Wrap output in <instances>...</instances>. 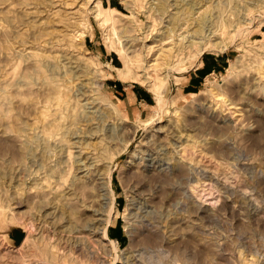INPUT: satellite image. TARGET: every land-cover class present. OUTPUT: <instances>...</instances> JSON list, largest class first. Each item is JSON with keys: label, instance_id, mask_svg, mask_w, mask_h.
<instances>
[{"label": "rangeland", "instance_id": "obj_1", "mask_svg": "<svg viewBox=\"0 0 264 264\" xmlns=\"http://www.w3.org/2000/svg\"><path fill=\"white\" fill-rule=\"evenodd\" d=\"M98 1L106 21L91 10ZM166 1L168 8L160 15L151 9L158 8L159 0H0V230L13 223L23 227L29 237L27 245L18 250L20 246L9 247L0 233V264H46L48 248L54 242L58 254H67L73 264H111L115 254L103 246L100 235L66 231L67 214L62 213L61 205H78L79 195L82 199L87 194V201L93 204V208L85 205L88 211L76 209L83 226L98 227L96 219L104 218L94 215V209L98 214L107 212L99 185L95 184V190L93 176L83 165L94 159L97 151L107 150L104 165L99 164L113 165L111 187L119 210L107 235L116 241L120 253L130 241L126 226L132 169L142 168L150 159L176 161L181 146L190 147L188 155L195 158L183 173L192 174L193 182L182 184V179L175 183L176 189L171 185L167 190L159 188L160 200L156 199L161 216L159 213L156 227L144 230L135 225L131 230L135 243L130 252L142 259L116 264H264V73L260 71L264 0L227 6L224 16L230 23L211 38L215 50H206L201 56L196 49L205 31L184 23L181 6L176 5L181 0ZM176 15L179 25L171 21ZM44 29L49 34L32 45L36 33ZM168 31L189 33L188 38L193 36L192 41L197 42L175 46L170 59L174 68L166 74L165 65L148 66L174 47V37ZM127 47L139 55L140 62L132 68L125 63L123 49ZM138 91L147 96L144 102L138 100ZM59 93L67 105L58 107L54 102ZM134 97L141 106L132 103ZM124 99L131 102L128 114L120 106ZM103 114L104 121L94 118ZM54 120L58 127H51ZM73 129L88 134H80L81 140L70 138L67 135ZM64 137L70 138L69 143L91 141L97 151L88 155L83 151L82 168L74 165L68 169L69 164H60L65 156L59 150ZM57 163L63 168L51 173ZM184 189L190 190L196 203L207 201L200 203L210 212L195 211L183 197ZM171 194L176 198L169 197ZM77 241L85 243L89 251L78 250ZM147 248H154L150 258Z\"/></svg>", "mask_w": 264, "mask_h": 264}, {"label": "bare ground", "instance_id": "obj_2", "mask_svg": "<svg viewBox=\"0 0 264 264\" xmlns=\"http://www.w3.org/2000/svg\"><path fill=\"white\" fill-rule=\"evenodd\" d=\"M151 1V0H150ZM160 2L158 3V8L156 7V8H154V7H151V9H155L156 11H158V13L160 14V15H162V14H164V12L166 11V9L168 8V6H167V1L166 0H159ZM240 1H243V0H181V1H179L180 3H177L176 5L177 6H181V7H179V8H181V11H180V14L181 15H183V18L182 19H185L184 20V23H193L195 26H197V28H199V31H202L203 32V30L205 31L204 32V34H203V36H199L200 38H201V40L199 39V38H196V39H198V40H200L201 41V43H200V41H198V44H197V47H198V49H196L197 51H196V53H197V55L198 56H201L202 55V53L204 52V51H206V50H212V49H214V47H213V45H212V43L210 42L211 41V38L212 37H214V36H218L221 32H220V30L223 28V27H225V26H227L226 24L228 23H230V22H228L226 19H225V16H224V13H225V11H226V8H227V6H230L231 5V3H233V4H236L237 6H238V3H240ZM256 1H259V2H262V1H260V0H256ZM153 3V2H152ZM242 3H244V2H242ZM98 4H99V1L98 2H96V4H94L92 7H91V10H93L94 11V13L96 14L95 16L97 17V18H100V19H102L103 21H106V19L104 18V15H102V13H100V9H99V6H98ZM246 4V3H245ZM235 5V6H236ZM256 5V4H255ZM232 6H234V5H232ZM247 6H245V8L244 9H246V10H249V8H246ZM248 7H251V6H248ZM238 8V7H237ZM258 8V7H257ZM131 10V9H130ZM214 10H217L216 11V14H215V16H213V11ZM161 12H163V13H161ZM189 12V14L186 16V14ZM247 15V14H246ZM123 16H125V15H123ZM149 16V15H148ZM159 18H161V16H158ZM172 17V19H171V21H172V23L174 24V25H179V17H177V15L176 16H171ZM105 19V20H104ZM215 19H216V21H215ZM164 20V19H163ZM160 21H162V19H160ZM114 22H116V21H114ZM52 23V22H51ZM50 23V24H51ZM41 28V27H40ZM51 28V27H50ZM182 28V25L178 28V29H181ZM46 29V28H45ZM42 30V31H39L38 33H36V35L34 36L35 37V39H34V42L32 43V45H35V43H37L38 42V40H40V39H42V38H44L46 35H48L49 33L48 32H46V30ZM196 31V30H195ZM199 31H198V33H199ZM129 31H127L126 30V33H128ZM197 32V31H196ZM195 32V33H196ZM34 33V34H35ZM125 33V32H124ZM201 33V32H200ZM168 34L170 35V36H173L174 37V39L172 40V42H171V44L174 46V47H170V48H168L167 50H165V51H163L160 55H159V57L157 58V59H155V61H154V63L152 62L151 63V65H149L148 66V68H151V69H155L156 67H158V66H162V65H165L166 66V74L168 73V72H170L171 70H173V68H174V64L172 65L170 62V59H172V57H173V54H174V52H175V50H177L176 48H175V46H177V45H179V47L182 45V44H184V47H185V44H187L188 43V45H190V44H192L193 42H197V40L196 41H192L193 39V36H191V38L189 37L188 38V34L189 33H187V34H185V35H181V34H176V33H174V34H172L171 33V31H168ZM190 34H192V31H191V33ZM194 35V34H193ZM201 35V34H200ZM130 36V35H129ZM129 36H125V38L127 39V38H129ZM197 36V35H196ZM23 40V39H22ZM24 41V40H23ZM213 42V41H212ZM214 43V42H213ZM31 45V46H32ZM218 45V44H217ZM124 46V45H123ZM190 47H192V46H190ZM213 47V48H212ZM196 48V47H195ZM216 48V47H215ZM129 49L130 48H126L125 50L123 49V54H124V56H125V59H126V61H125V63H126V67H128V68H132L133 66H136L137 65V63L138 62H140V60H138L137 58H139V55H138V53H136L135 52V50L133 49V50H131V51H129ZM179 49V48H178ZM215 50V49H214ZM218 50V49H217ZM221 50V49H220ZM130 53H132V54H134V55H132V56H129V54ZM178 54V53H177ZM234 66H235V63L231 66V68H234ZM49 67H51V66H49ZM53 68V67H52ZM79 68V67H78ZM51 69V68H50ZM165 69V68H164ZM2 71V70H1ZM260 71L262 72V74L264 73V60H262L261 61V67H260ZM49 72H51V71H49ZM52 73H54V71H52ZM145 74V73H144ZM212 91V90H211ZM75 92V91H74ZM81 92V91H80ZM81 94V93H80ZM74 95V94H73ZM77 96V95H76ZM95 96V95H94ZM93 96V97H94ZM87 97V96H86ZM75 98V97H74ZM60 99H62L61 100V102H60ZM68 99V98H67ZM90 99V98H89ZM55 100H56V104H57V106L58 107H60L62 104H65V105H67V101H66V99H65V97L64 96H61V94L59 93V94H57V95H55L54 96V102H55ZM84 100V99H83ZM91 100V99H90ZM157 101L158 102H160V99L159 98H157ZM82 102V101H81ZM80 102V103H81ZM83 103V102H82ZM81 103V104H82ZM92 103H94V100L92 101ZM76 104H78V103H76ZM55 105V104H54ZM79 105V104H78ZM84 105V104H83ZM63 106V105H62ZM88 106V105H87ZM79 107H81V106H79ZM90 107V106H89ZM93 108V107H92ZM74 109V108H73ZM77 109H78V107H77ZM86 109V108H85ZM89 109V108H88ZM82 110V109H81ZM91 110V109H90ZM118 111V109L116 108V109H114V111ZM63 111V110H62ZM70 111V110H69ZM78 111V110H77ZM94 111V113H95V110H93ZM97 111V110H96ZM98 112V111H97ZM63 113V112H62ZM62 113H61V115H62ZM86 113H88V112H86ZM90 113V112H89ZM89 113H88V115H89ZM99 113V112H98ZM42 114V116H43V118L44 117H46V114L45 113H41ZM50 114V113H49ZM66 115V114H65ZM78 115H79V112H78ZM63 116V115H62ZM95 117V119H99V120H102V121H104L105 120V118L104 117H102V116H104V114L103 115H94ZM76 117V116H75ZM74 117V118H75ZM84 117V116H83ZM88 118H91V117H88ZM88 118H86V120L88 119ZM229 118V117H228ZM232 118V117H231ZM65 120V119H64ZM63 120V121H64ZM99 120H98V122H99ZM229 120V119H228ZM78 121V120H77ZM77 121H76V124H77ZM226 121V120H225ZM231 121H233L234 122V120H231ZM37 122H39V123H41L42 121H40V120H38L37 119ZM69 123H70V121H68ZM67 122V123H68ZM93 122V121H92ZM82 124H83V122H81ZM60 124V123H59ZM79 124H80V121H79ZM225 124V123H224ZM78 125V124H77ZM85 126V125H84ZM91 126H93V125H91ZM221 126V125H220ZM51 127H58V124H57V122H56V120H54L53 121V123L51 124ZM63 126H61V128H62ZM65 127V126H64ZM68 127V126H67ZM73 127V126H72ZM87 127H89V126H87ZM94 127V126H93ZM100 127H101V125H100ZM99 127V128H100ZM69 128V127H68ZM76 128V127H75ZM79 127H77V129H78ZM67 129V128H66ZM66 129H64L65 131H66ZM33 130V129H32ZM72 130V129H71ZM70 130V133H68V137H70V138H74V137H77V138H79L80 140H81V138L82 137H80V134H83V132L84 133H86L84 130H83V132H82V129H81V131L80 132H77V130H76V132H75V130L73 129V133H71L72 131ZM90 130V129H89ZM92 130V129H91ZM101 130V129H100ZM79 131V130H78ZM39 132H40V130H39ZM43 133V132H42ZM38 134H40V133H38ZM64 134V133H63ZM86 134H88V133H86ZM37 135V134H36ZM42 135H44V134H42ZM92 135V134H91ZM38 136V135H37ZM48 136V135H47ZM46 136V137H47ZM54 137V135H49L48 136V138H50V137ZM36 137V136H35ZM33 138V137H32ZM41 138V137H40ZM44 138V137H43ZM47 138V139H48ZM65 138V137H64ZM70 138H69V140H66V138L64 139V140H66L65 141V144L62 146L63 148L62 149H60L59 148V150H62L64 153H65V156H64V161H61L60 162V164H65V163H67V164H69V166H68V169H70L72 166H74V165H76L78 168H82V165H81V162H82V158H80V156L82 155V152L83 151H85V153H86V155H88L90 152H96L97 151V148H96V145L95 144H93L91 141H89V142H84V143H81V142H79L78 140H77V142L76 143H69L70 142ZM86 138V137H85ZM36 139V138H35ZM92 139V138H91ZM45 140H46V138H45ZM74 140V139H73ZM36 141H37V139H36ZM98 142V141H97ZM41 143H42V141H41ZM100 144V143H99ZM98 144V145H99ZM37 145V144H36ZM39 146H41V145H39ZM102 146H104V145H102ZM31 147V146H30ZM34 147H35V145H34ZM42 147H43V145H42ZM54 147H55V145H54ZM58 147V146H57ZM161 147V146H160ZM177 147V146H176ZM43 148H45L46 149V146L45 147H43ZM56 148V147H55ZM73 148H77V151L75 152V153H73L72 152V149ZM104 148V147H103ZM106 148V147H105ZM148 148V147H147ZM162 148V147H161ZM160 148V149H161ZM28 149V148H27ZM35 149V148H34ZM34 149H33V151H34ZM176 149V148H175ZM30 150H32V149H30ZM50 150H52V149H50ZM190 150V147H188V146H181L180 147V149L177 151V153H178V155L177 156H179V159H177L176 161H172V162H170V161H168V159L166 160V161H161V160H156V159H158V158H156V159H150V160H148L147 161V163H145V165L142 167V168H140V167H138V166H135L133 169H132V171H131V173H130V178H131V181H132V183H133V185L131 186V189L129 190V194H127V196H128V207H129V209H130V212H129V216H128V219H127V225L128 226H126V231H127V234L129 235V237H130V241H129V244L127 245V247L126 248H124L123 250H120V253H118L117 252V245H116V241H114V240H111L109 237H108V235H107V229H108V227L110 226V224H111V220H112V218H114L115 216H117L118 214H119V210H118V208H117V205H116V194L114 193V190L112 189V187H111V175H112V170H113V165L112 164H108L107 162H106V164H108L107 166H104L103 167V165H104V163L105 162H103L104 160H105V155L107 154V150H102V151H97V153H95V155H96V157L94 158V159H89L88 160V163H87V165H83V167L85 166V167H87V171L88 172H90L91 174H92V176H93V180H92V182H94V189L96 188L97 189V187H98V190H100V191H102V195H100L99 197H101L102 196V206H103V208H107V212H106V214H102V213H99L98 214V211L97 210H95L94 209V215L96 214L97 216H100V217H104L103 219L102 218H99V219H96L97 220V224H98V227L96 226H83L82 225V220H81V217L80 216H77V214H78V211L76 210L77 208H79V207H81V208H83V209H86V211H88V208H90V207H92L93 208V204H92V202L90 201H87V200H89V196L87 195V194H84L83 196H82V199H81V197H80V195H79V204L77 205V204H69V205H67V204H62L61 206V209H62V213L63 214H67V216H66V222H67V232H70V233H74V234H78V235H81V234H84V233H86V232H95V233H97L98 235H100V242L103 244V246H105V248L109 251V252H112L113 253V255H114V257H113V260H112V262H111V264H116L117 262H139V260L140 259H142L141 258V256L142 255H140L139 257H140V259H139V257L138 256H136V255H133L134 253H132V251L130 252V248H131V246H133L134 245V240L135 239H133L132 238V233H131V230L133 229L132 227L133 226H135V225H137V226H141V228L142 229H144V230H147V229H154L155 227H156V220L158 219V215H159V213H160V216H161V212H159V206H161V205H159L160 204V202H157V199L156 198H158L157 197V192H158V190H159V188L160 189H163V188H166V186L167 185H171V187H173V188H171V189H176V186L178 185V184H175L176 182L177 183H180L181 181H182V179H184V183L183 182H181L182 184H189L191 181L193 182V177H191L192 176V174H183L184 173V171L186 170L185 168H186V166H188V165H190L191 163H195V158H194V156H190V155H188V151ZM222 150V149H221ZM28 151V153H30L29 152V150H27ZM220 151V150H219ZM32 152V151H31ZM58 152V151H57ZM149 152V151H148ZM33 153V152H32ZM222 153V152H221ZM34 154V153H33ZM33 154H30V155H33ZM53 154V153H52ZM147 155V154H146ZM156 155V154H155ZM29 156V155H28ZM151 156V155H150ZM176 156V157H177ZM31 157V156H30ZM84 158V157H83ZM150 158V157H149ZM148 158V159H149ZM86 159H87V157H86ZM164 159V158H163ZM85 161V160H84ZM100 162H103V165H101V164H99ZM196 163H198V162H196ZM60 164L59 163H57L55 166H54V168H52L53 170H52V172L51 173H55V172H57L58 170H61L63 167H61L60 166ZM85 164V163H84ZM140 165V164H139ZM193 166H195V165H193ZM197 166V165H196ZM198 166H200V165H198ZM207 167V166H206ZM195 168V167H194ZM199 168V167H198ZM101 169H103L105 172L104 173H101ZM66 171H67V169H66ZM202 171H203V169H202ZM65 172V171H64ZM190 172V171H189ZM196 172V171H195ZM194 172V173H195ZM205 172H206V170H205ZM219 172V171H218ZM197 173H198V171H197ZM202 173V172H201ZM207 173V172H206ZM196 174V173H195ZM208 174V173H207ZM211 174V173H210ZM206 176H208V175H206ZM211 176H212V174H211ZM65 177V176H64ZM205 178H207V177H205ZM213 178H214V176H213ZM218 179V178H217ZM178 180H179V182H178ZM203 179H201V181H202ZM206 181H209L208 179L206 180ZM213 181V180H212ZM211 181V182H212ZM225 181H226V178H225ZM191 182V183H192ZM205 182V181H204ZM206 183V182H205ZM218 183V182H217ZM225 183V182H224ZM223 183V184H224ZM93 184V183H92ZM95 184H96V186L97 185H99V186H97V187H95ZM204 184V183H203ZM222 184V185H223ZM226 184L229 186V180L226 182ZM86 186H83V188L84 189H86V188H88L89 186H90V183H88V184H85ZM176 185V186H175ZM232 185V184H231ZM181 186V185H180ZM206 186V185H205ZM208 187H209V184L207 185ZM212 186H213V184H212ZM211 186V187H212ZM215 186V185H214ZM213 186V187H214ZM233 186V185H232ZM231 186V187H232ZM216 187V186H215ZM220 187H221V185H220ZM223 187V186H222ZM221 187V188H222ZM240 187V186H239ZM81 189L80 191H81V195L83 194V192L82 191H84V189ZM170 188V187H169ZM179 188V187H178ZM186 188H187V186H186ZM221 188H219V190L221 189ZM225 188V187H224ZM223 188V189H224ZM230 188V187H229ZM229 188H227V189H229ZM245 188V187H244ZM247 188V187H246ZM95 189V190H96ZM129 189V188H128ZM170 189V190H171ZM208 189V188H207ZM214 189V188H213ZM164 190V189H163ZM166 190H167V188H166ZM169 190V189H168ZM181 190V189H180ZM225 190V189H224ZM243 190L244 189H242L241 191L243 192ZM191 191H195V190H192V187H191ZM209 191H211L210 190V188H209ZM213 191H215V190H213ZM222 191V190H221ZM231 191H232V188H231V190H229V194H231ZM248 191H249V188H248ZM161 192H162V190H161ZM184 194H183V192H182V194H183V197H185L186 196V198L189 200V201H191V206H193L194 208H195V211H201V212H203V213H208V212H210V209L208 208V206L206 207L205 205H203L202 203H200V201L201 202H207V201H205L204 199L203 200H200L199 202H197L196 203V201H195V197H194V195L190 192V190H189V193H188V190H185L184 189ZM218 192V191H217ZM224 192V191H223ZM227 192V191H226ZM225 192V193H226ZM236 192V191H235ZM234 192V194H236ZM162 193H164V192H162ZM166 193V192H165ZM168 193H170V192H168ZM168 193H166V194H168ZM216 193V192H215ZM215 193H214V197L216 196L215 195ZM224 193V196L226 195ZM99 194V193H98ZM159 194V193H158ZM165 194V195H166ZM176 194V193H175ZM181 194V195H182ZM207 194H209V192L207 193ZM211 194V193H210ZM223 194V193H222ZM228 194V193H227ZM163 195V194H162ZM161 195V197H166L165 195L164 196H162ZM173 194H171V195H169V197H171ZM212 195V194H211ZM220 195H221V193H220ZM244 195H245V193H244ZM160 196V195H159ZM174 196V195H173ZM177 196V195H176ZM176 196H174L175 198H176ZM213 196V195H212ZM222 196V195H221ZM182 197V196H181ZM207 197H210V195L209 196H207ZM226 197V196H225ZM224 197V198H225ZM227 197H229V195L227 196ZM96 198H98V197H96ZM160 198V197H159ZM158 198V199H159ZM168 198V197H167ZM166 198V199H167ZM179 198H180V196H179ZM198 198V197H197ZM196 198V199H197ZM217 198H218V196H217ZM162 199V198H161ZM165 199V200H166ZM170 199V198H169ZM213 199H215V198H213ZM212 199V200H213ZM227 199V198H226ZM225 199V200H226ZM160 200V199H159ZM162 200H164V199H162ZM173 200H175V199H173ZM186 200V199H185ZM216 200H218V199H215L214 200V202L216 203ZM220 201V200H219ZM187 202V201H186ZM211 202V201H210ZM209 201H208V203H210ZM230 202V201H229ZM159 203V204H158ZM190 203V202H189ZM212 203V202H211ZM214 203V204H215ZM217 203H218V201H217ZM216 203V204H217ZM206 204V203H205ZM227 204V203H226ZM230 204V206H231V203H229ZM85 205H89L88 206V208H86L85 207ZM208 205V204H207ZM211 205V204H210ZM217 205H219V204H217ZM224 206V205H223ZM159 207V208H158ZM218 208V207H217ZM217 208H215V209H217ZM212 209V208H211ZM194 210V209H193ZM195 211H194V213H195ZM212 211V210H211ZM215 211V210H214ZM213 211V212H214ZM217 211V210H216ZM121 213V212H120ZM192 213V212H191ZM62 215V214H61ZM62 217H63V215H62ZM72 218V219H71ZM62 219H65V218H62ZM71 219V220H70ZM193 219V218H192ZM190 222V221H189ZM194 223V222H193ZM55 225V224H54ZM95 225V224H94ZM190 225H192V223L190 224ZM194 225V224H193ZM196 225V224H195ZM100 226V227H99ZM129 227V228H128ZM199 227V226H198ZM192 229H194V228H192ZM196 229V228H195ZM194 229V230H195ZM134 230V229H133ZM154 231V230H153ZM198 231V230H197ZM27 232V231H26ZM139 232V231H138ZM191 232H193L192 230H191ZM195 232V234H196V231H194ZM144 233V232H143ZM151 233V232H150ZM141 234V233H140ZM146 234V233H145ZM148 234V233H147ZM142 235V234H141ZM144 235V234H143ZM140 236V235H139ZM138 236V237H139ZM148 236H150L149 234H148ZM46 237V236H45ZM141 237V236H140ZM37 238H39V237H37ZM137 238V237H136ZM148 239V238H147ZM33 240H34V238H33ZM56 240H58V239H56ZM195 240V239H194ZM193 240V241H194ZM28 241H29V237L28 236H25V238H24V240H23V242L21 243V245H20V247L18 248V250H20L24 245H27V243H28ZM41 241V240H40ZM147 241V240H146ZM149 241V240H148ZM153 241V240H152ZM195 241H197V240H195ZM34 242V241H33ZM43 242H44V240H43ZM77 242H79V241H77ZM139 242V241H138ZM150 242H151V240H150ZM155 242V241H154ZM206 242V241H205ZM53 243V242H52ZM192 243V242H191ZM195 242H193V244H194ZM198 243V242H197ZM48 244V243H47ZM141 244V243H140ZM148 244V243H147ZM30 245V244H29ZM39 245V244H38ZM76 245V244H75ZM78 246H79V248H78V250H81L83 253H84V251L86 252H88L89 251V248H87V246H86V244L85 243H83V242H79V244H77ZM150 245V244H149ZM41 246V245H40ZM44 246V245H43ZM90 246V245H89ZM139 246H142V245H139ZM154 246V245H153ZM192 246V245H191ZM27 247V246H26ZM45 247V246H44ZM91 247V246H90ZM29 247H27V249H28ZM142 248V247H141ZM151 248V247H150ZM35 249H37V248H35ZM49 249V254H48V256L50 257V260L47 262V263H49L50 264V262L51 263H53V264H66V262H70L71 264H73V262H75V261H73L72 259H70V258H68V256H67V254L66 255H59L58 254V249H57V242L55 243H53V244H51L50 243V247L48 248ZM77 249V248H76ZM93 249H95V248H93ZM93 249H92V251H93ZM144 250H146V247H144L143 248ZM143 249H141V250H143ZM153 250H154V248H152ZM152 249H149V248H147V250H149V252L152 250ZM38 250V249H37ZM96 250V249H95ZM95 250L93 251V252H95ZM98 250V249H97ZM139 250V249H138ZM141 250H139V251H141ZM143 250V251H144ZM152 250V251H153ZM199 250V249H198ZM31 251V250H30ZM29 251V252H30ZM47 251V250H46ZM90 251H91V249H90ZM91 251V252H92ZM139 251H137V253L139 252ZM142 251V252H143ZM152 251H151V254L150 253H147V254H150V256H149V258L151 257V255H153L152 254ZM200 252H201V250H199ZM203 251V250H202ZM17 252V251H16ZM81 252V253H82ZM86 252V253H87ZM135 252V251H134ZM19 253H21V252H19ZM18 253V254H19ZM38 254H39V252H37ZM46 253V252H45ZM66 253V252H65ZM80 253V254H81ZM97 253V252H96ZM144 253H145V251H144ZM74 254V253H73ZM20 255V254H19ZM40 255V254H39ZM43 255V254H42ZM85 254H83V255H81L82 257L84 256ZM88 255V254H87ZM86 255V256H87ZM90 255V254H89ZM92 255V254H91ZM90 255V256H91ZM95 255V254H94ZM23 256H25V255H23ZM89 256V257H90ZM145 256V255H144ZM147 256V255H146ZM145 256V257H146ZM155 256V255H154ZM21 257H22V254H21ZM95 257V256H94ZM136 257H138V258H136ZM77 258H78V255H77ZM87 258V257H86ZM207 258V257H206ZM206 258H204V259H206ZM25 259V258H24ZM80 259H81V257H80ZM144 259V258H143ZM26 260H28V257H27V259ZM40 260H42V259H40ZM152 260L154 261V258H152ZM152 260H150V261H152ZM89 261H91V260H89ZM142 261V260H141ZM147 261H148V258H147ZM150 261H148V262H150ZM152 261V262H153ZM157 261V260H156ZM25 262H27V261H25ZM42 262H45V261H42ZM45 262V263H46ZM85 262V261H84ZM142 262H145V260L144 261H142ZM160 262V261H159ZM15 263V262H14ZM13 263V264H14ZM46 263V264H47ZM79 263V262H78ZM19 264H21V262H19ZM32 264V263H31ZM37 264V263H36ZM44 264V263H43ZM80 264V263H79ZM84 264H86V263H84ZM134 264V263H133ZM142 264V263H141ZM150 264V263H149Z\"/></svg>", "mask_w": 264, "mask_h": 264}, {"label": "water", "instance_id": "obj_3", "mask_svg": "<svg viewBox=\"0 0 264 264\" xmlns=\"http://www.w3.org/2000/svg\"><path fill=\"white\" fill-rule=\"evenodd\" d=\"M0 233L3 235L6 244L11 248L19 247L26 236L25 229L13 223H8L3 227V230H0Z\"/></svg>", "mask_w": 264, "mask_h": 264}, {"label": "crops", "instance_id": "obj_4", "mask_svg": "<svg viewBox=\"0 0 264 264\" xmlns=\"http://www.w3.org/2000/svg\"><path fill=\"white\" fill-rule=\"evenodd\" d=\"M147 98V96L146 95H142V94H140V91H138V100H141V102H144V99H146ZM122 102V104H120V106L123 108V110L126 112V114H128V112H129V110L131 109V102H130V100H123V101H121ZM134 105H136V106H141V103H139V101L138 102H136V98L134 97V100H133V102H132ZM139 114H141V113H139ZM138 118H140V115L138 116Z\"/></svg>", "mask_w": 264, "mask_h": 264}, {"label": "trees", "instance_id": "obj_5", "mask_svg": "<svg viewBox=\"0 0 264 264\" xmlns=\"http://www.w3.org/2000/svg\"><path fill=\"white\" fill-rule=\"evenodd\" d=\"M204 70V69H203Z\"/></svg>", "mask_w": 264, "mask_h": 264}]
</instances>
